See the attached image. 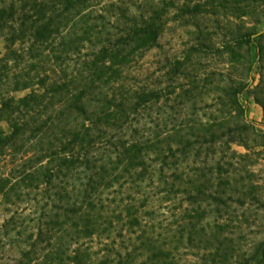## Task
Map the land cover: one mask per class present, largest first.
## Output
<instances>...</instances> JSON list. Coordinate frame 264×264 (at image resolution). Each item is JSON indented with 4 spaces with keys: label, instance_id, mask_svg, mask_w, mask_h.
<instances>
[{
    "label": "trees",
    "instance_id": "trees-1",
    "mask_svg": "<svg viewBox=\"0 0 264 264\" xmlns=\"http://www.w3.org/2000/svg\"><path fill=\"white\" fill-rule=\"evenodd\" d=\"M262 5L0 0V264H175L181 246L203 251L204 264H264V235L244 243L238 230L249 221L224 215L230 204L264 207L261 177L244 164L252 154L232 147H264L241 101L252 67L247 79L211 91L210 75L195 71V59L215 51L203 36L167 59L168 84L129 80L134 64L162 47L171 13L187 23L241 19ZM251 46L263 62L257 30L217 50L249 62ZM262 81L254 87L264 106ZM155 107L169 119L152 120ZM179 202L187 206L178 217Z\"/></svg>",
    "mask_w": 264,
    "mask_h": 264
},
{
    "label": "rangeland",
    "instance_id": "rangeland-1",
    "mask_svg": "<svg viewBox=\"0 0 264 264\" xmlns=\"http://www.w3.org/2000/svg\"><path fill=\"white\" fill-rule=\"evenodd\" d=\"M256 15L245 16L241 19L231 17H217L213 15L201 16L196 20L195 23H187L186 20L174 18L175 14L171 13L166 21L164 35L162 37V47L158 50L150 51L146 54L141 60L134 64L132 67V72L130 75V84L136 87L141 85H154L157 83H163V86L168 84L167 81V72L168 68H165L169 60L175 57H182L193 43H195L201 37H207L209 41L214 45L215 51L211 52L207 57H199L194 61L196 72H198L202 77L205 74H209L210 82L208 88H211V91L217 86V84L226 83L227 81L237 80L240 77L246 78L248 74V67L251 66V76L255 77L254 82L252 81L251 85L247 87L241 95V101L246 108V113L248 117V122L251 123L253 129L260 134L264 133V106L261 102L257 101L256 94L257 90L254 87L261 79H264L262 75V66L264 61H259V56L257 54L258 50L253 46L249 52V62H247L244 57L241 61L231 62L229 53L218 52L217 47L220 46L224 40L231 39L236 36L238 33H248L253 30H257L260 33H264V5L257 9ZM178 19V20H175ZM242 52V51H241ZM6 53V48L4 42H0V57ZM244 61V63H243ZM247 79V78H246ZM182 78H179V82H176V85L181 83ZM264 84V81H262ZM181 91V88L177 89V93ZM24 92H18L17 95H24ZM214 93H211L208 103L214 104ZM260 98L264 97V93H258ZM211 99V100H210ZM211 101V102H210ZM163 101L160 102V104ZM220 105H214L210 109L213 112H217V108ZM209 110V111H210ZM203 110H199V113ZM152 120L155 121H167L169 115L159 114L157 107L153 109ZM183 115L176 114V120H169L170 123L175 121H180ZM150 121V118H147ZM150 125V124H149ZM259 141L264 143V138H259ZM250 150L243 145L234 144L233 150H236L240 153L249 152L252 154L251 159L247 160L246 164L249 163V169H254L255 173H258L261 177V184L264 186V155H261L255 151L264 149V147L257 146L254 147L253 144H250ZM220 150V146L216 150ZM229 152L228 154H230ZM230 156V155H229ZM206 158V156L204 155ZM204 158H201L203 161ZM248 167V166H247ZM248 201V203L243 207H235L234 205H229V209L224 211L226 219H240V221L245 220L249 221L242 229L238 230L244 231L243 234H247L245 238L242 239L244 243L252 242L261 238L264 235V207L258 210L257 206H253ZM176 213L181 216L182 211H184L187 203H178ZM200 204L195 203L194 209L200 210ZM190 206L191 209H193ZM171 213V212H170ZM167 213L166 215L170 214ZM3 215L0 212V219ZM257 218L259 223L257 225H252L254 220ZM173 217L170 219H164L166 222L172 221ZM237 235V233L235 234ZM198 248H185L181 246L178 248V252L175 254L174 259L175 264H204L201 259V254L199 253Z\"/></svg>",
    "mask_w": 264,
    "mask_h": 264
}]
</instances>
